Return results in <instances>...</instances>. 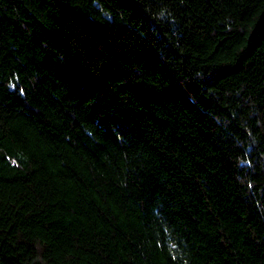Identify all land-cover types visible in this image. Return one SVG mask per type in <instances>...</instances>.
<instances>
[{"label": "trees", "instance_id": "trees-1", "mask_svg": "<svg viewBox=\"0 0 264 264\" xmlns=\"http://www.w3.org/2000/svg\"><path fill=\"white\" fill-rule=\"evenodd\" d=\"M0 264H264V0H0Z\"/></svg>", "mask_w": 264, "mask_h": 264}]
</instances>
